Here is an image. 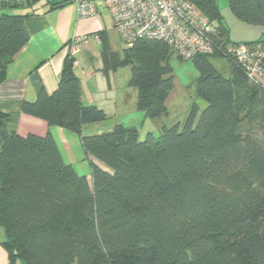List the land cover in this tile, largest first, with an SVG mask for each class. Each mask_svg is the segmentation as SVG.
Segmentation results:
<instances>
[{
	"label": "trees",
	"instance_id": "obj_1",
	"mask_svg": "<svg viewBox=\"0 0 264 264\" xmlns=\"http://www.w3.org/2000/svg\"><path fill=\"white\" fill-rule=\"evenodd\" d=\"M191 1L217 23L216 44L231 41L218 0ZM229 4L239 19L264 25V0ZM22 17L0 15V83L30 38ZM100 39L107 68L131 66L137 109L167 115L175 86L167 43L142 38L119 53ZM255 42L264 44L246 43ZM215 58L228 60V76ZM191 60L200 102L158 135L141 138L121 124L83 135L108 116L83 103L71 55L58 88L23 103L25 113L81 134L86 153L104 165L90 161V179L64 161L50 132L21 135L0 112V225L10 264H264V86L222 51Z\"/></svg>",
	"mask_w": 264,
	"mask_h": 264
},
{
	"label": "crops",
	"instance_id": "obj_2",
	"mask_svg": "<svg viewBox=\"0 0 264 264\" xmlns=\"http://www.w3.org/2000/svg\"><path fill=\"white\" fill-rule=\"evenodd\" d=\"M53 1L56 0H25L6 6L0 4V15H23L22 21L30 33L26 45L8 63L5 78L0 83V112L5 114L2 121L11 131L21 135H44L50 132L64 161L71 164L78 174L90 179V161L102 167L104 165L93 155L86 153L81 143V134L57 125H49L44 119L22 110L23 103L35 101L42 89L52 94L58 88L64 63L71 55L68 45L75 35H90L78 52L71 55L75 59L74 71L82 86V101L84 104L99 106L108 116L105 121L86 124L82 130L83 135L110 131L117 124H121L138 128L140 137L144 138L149 132L158 135L163 125L176 122V118L171 117L169 108L165 116L148 118L145 112L137 109V91L129 86V79L122 80L119 77L120 67L113 70L105 66L103 45L97 36H106L110 45L108 32L116 31L112 21L107 25L100 13L91 18L79 17L76 0L51 8ZM104 9L110 17L108 10ZM197 75L198 71L195 72V76ZM179 83L175 78V86L167 100L168 107L176 86H187L186 81ZM189 106L187 103L186 113ZM4 240L5 231L0 225V264H10L8 253L2 244Z\"/></svg>",
	"mask_w": 264,
	"mask_h": 264
},
{
	"label": "built area",
	"instance_id": "obj_3",
	"mask_svg": "<svg viewBox=\"0 0 264 264\" xmlns=\"http://www.w3.org/2000/svg\"><path fill=\"white\" fill-rule=\"evenodd\" d=\"M23 1L0 0V4ZM76 4L81 18L95 17L99 7L104 6L127 47L142 38L162 40L184 60L222 51L245 69L251 82L264 86V44L223 40L217 45V23L191 0H76ZM89 37V34L75 35L68 45L70 54L78 52Z\"/></svg>",
	"mask_w": 264,
	"mask_h": 264
},
{
	"label": "rangeland",
	"instance_id": "obj_4",
	"mask_svg": "<svg viewBox=\"0 0 264 264\" xmlns=\"http://www.w3.org/2000/svg\"><path fill=\"white\" fill-rule=\"evenodd\" d=\"M219 10L221 16L226 22L227 28L229 30L230 40L238 43L254 42L261 39L264 42V25L253 24L239 19L232 11L229 0H218ZM105 7H99V13L102 18L106 21V24H111V19L107 15ZM110 45L113 50L122 51L127 48V45L123 42L117 31H109ZM214 63L218 69L226 76L230 74V66L227 59L215 58ZM170 63L174 69V74L176 82H185L187 86L184 88L176 86L175 91H173V97L170 99L169 111L171 112V117L176 118V122L169 124L171 126L177 122L184 123L191 105L194 101H199L195 92V79L199 75L195 76L196 69L192 60H184L178 57L175 53H172L170 58ZM197 70V71H195ZM118 75L122 80L129 79L131 75V66L124 65L121 66ZM200 102V101H199ZM189 103L188 113L185 111L186 104ZM204 105V104H203ZM170 117V118H171ZM250 128L249 122L244 120L240 126L241 131L245 132ZM78 264V263H75Z\"/></svg>",
	"mask_w": 264,
	"mask_h": 264
}]
</instances>
